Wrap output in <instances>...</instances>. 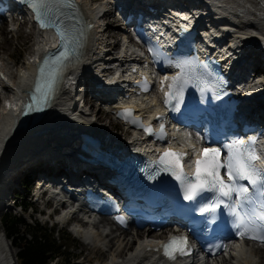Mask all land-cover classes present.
Masks as SVG:
<instances>
[{"label": "bare ground", "instance_id": "obj_1", "mask_svg": "<svg viewBox=\"0 0 264 264\" xmlns=\"http://www.w3.org/2000/svg\"><path fill=\"white\" fill-rule=\"evenodd\" d=\"M81 1L83 11L96 22L94 32L90 35L81 62L64 79L60 95L51 111L39 126L31 130L20 132L15 129L16 119L20 114L23 102L22 94L33 85L36 63L44 51L55 46L57 42L56 38L51 30L40 31L31 26V30H35V48L30 56L21 65H18L15 70H11L12 67L9 66L11 63H6L2 57L4 53L0 52V69L6 76V79L4 78L0 82V89L3 91V97H5L3 104L0 106V210H3L2 202H5V199L10 201L8 199L12 195V190L16 188L17 181L26 175L37 176L38 174H42L43 178L49 179L43 186L49 185L51 180L57 179L59 176L64 177L66 171H69L73 176L76 175L75 168L79 167V163L73 157L68 158L69 155L66 152L71 153L79 148L75 137H77L78 132L81 130H90L89 132L92 134L101 137L103 132L101 128L96 127L95 122L99 119L103 120L105 117L93 105L90 109H87L88 102L86 99L82 102V106L77 103L76 91L78 85L89 84L90 77L103 69V64H110V60L119 66H117V72L106 69L101 71L105 72V75H113L119 71L121 73L128 72L126 66L130 63L129 59L131 58L135 60L136 64L141 63V53L134 52V48H132L133 44L125 39L126 30L118 22L111 19L113 15H110L112 13L109 10L110 3H106L104 0L100 2H95V0ZM121 1L125 4L124 0ZM184 2H190L194 5L200 4L203 7L208 6L209 9L207 10H213L215 18L222 25L218 27L221 32L229 28L231 30L238 28L239 31H236L234 35L228 36L230 42L235 43L238 41L244 45H248L249 48L247 49L249 51H246V56H250L247 59L246 65H251L253 68L252 72H256L258 76L264 75V60L263 56H261L264 49V0H185ZM117 3L119 2L117 1ZM247 11H251L250 15L252 16L255 14L261 15L254 20L245 17L244 21L239 23L237 17L241 13H247ZM109 17L110 19H108ZM105 19L111 21L107 22ZM2 20L4 18H0V30H3L4 27L1 22ZM15 20L9 19L6 21H9L14 28L20 25V28L23 29V26H21L23 23L29 25V21L23 20L21 22V20ZM114 25L118 26V31L110 32L109 30ZM11 33L14 34V32ZM120 36H123L124 40ZM215 36L218 35L211 34V37ZM117 45L119 46L118 50ZM108 49L111 52L108 53L109 55H106L105 60L107 61L101 62L99 58ZM167 72L171 75L170 71ZM245 82L244 78L239 80V84ZM260 87L264 89V81H261L256 89ZM111 91L112 89L107 92ZM112 92L113 94L115 93L114 91ZM104 97L107 98L108 95ZM131 101H136V98L133 97ZM152 103H158L155 91L137 100L135 108L139 109L143 114L147 112L146 110L144 111V108H147ZM259 104H262L259 106V112H263L264 100L259 101ZM96 111L97 113L94 117ZM105 115L108 116L103 121L104 128H108L105 131L106 136L109 137V133L112 142H122V136L113 133L114 121L110 110H107ZM94 128L95 130H93ZM122 135L125 136L126 134L122 132ZM132 140H134V145L138 144L137 149L141 152L157 149V147L148 143L139 135H136ZM166 144L167 146H182L183 149L189 152H192V149L189 147L190 144L195 145L196 148L198 146L196 141L189 140L186 134L182 133H177L175 137L168 138ZM262 148L264 149V139ZM120 152L122 150L118 151V153ZM12 175L17 176L13 181ZM75 177L78 178L77 176ZM41 195L45 196L44 190L41 192ZM56 197L57 195L47 192L46 203L49 204L51 201L57 202L55 201ZM62 209L66 210L67 206H64ZM55 212H57V209ZM69 214L70 212H67V210L66 212L57 214L55 222L62 227L67 223L75 238L88 244L89 249L97 248L99 256H104L106 251L111 255L110 260L98 264H169L162 258H158V251L155 249L158 244L153 239L149 241V237L152 236L150 233L146 235V231L139 230L116 233L115 230H110L103 236L99 231L98 233H94L95 230H98L96 226L89 229L85 227L86 224H83V227L78 224H70L68 222ZM102 220L109 222L106 218ZM77 221L79 222V218H77ZM153 238H162V236L161 234H157ZM258 255H260L262 261H257ZM0 264H18L15 251H13L8 243V239L1 231ZM171 264L185 263L175 261ZM206 264H264V246L257 244L250 247L245 243L244 245L232 248L228 254L222 255L215 263Z\"/></svg>", "mask_w": 264, "mask_h": 264}, {"label": "snow or ice", "instance_id": "obj_2", "mask_svg": "<svg viewBox=\"0 0 264 264\" xmlns=\"http://www.w3.org/2000/svg\"><path fill=\"white\" fill-rule=\"evenodd\" d=\"M23 2L31 7L38 27L41 30H53L60 41L59 49L45 55L40 63L35 89L27 94L31 99L24 106V114L27 115L32 111H42L50 103V98L58 92L57 84L64 70L75 67L80 62L79 50L83 46L84 31L80 26L82 9L77 0ZM87 27L90 28L91 25ZM149 50L152 51L151 48ZM182 63H177L176 67H182ZM185 83L181 77H173L169 87L174 91L165 93V104L170 105L174 111L179 108L180 93ZM123 118L126 122L143 128L149 135H155L154 130L151 127L145 128L143 121L135 117L131 109L124 110ZM160 129L158 138L166 137L162 123ZM256 143L255 138L248 143L243 139H235L224 144L223 151L220 147L212 146L197 149L190 144L194 160L188 163L195 165L194 177L188 176L184 170L188 154L175 151L169 146L154 165V174L166 173L174 178L183 193V199L191 202L189 210L205 217L209 224L215 223L221 211L226 210L231 227L239 239L258 240L264 244V168L258 167L264 154L257 151ZM213 247L227 251L226 244ZM188 249L187 237L173 236L163 245L164 255L171 260L176 259V254L190 255Z\"/></svg>", "mask_w": 264, "mask_h": 264}, {"label": "rangeland", "instance_id": "obj_3", "mask_svg": "<svg viewBox=\"0 0 264 264\" xmlns=\"http://www.w3.org/2000/svg\"><path fill=\"white\" fill-rule=\"evenodd\" d=\"M101 0H95V2H100ZM251 11H247V13H241L239 15V23H242L244 21V18H250L252 20L259 17L261 14H255L250 15ZM252 13V12H251ZM110 19V17L108 18ZM112 19V18H111ZM106 20V19H105ZM107 22L111 20H106ZM3 24V30H0V52H3L4 55L2 56L5 59V62H10L11 64V70H15L18 65H21L23 61L27 57L30 56V54L33 52V49L35 48V30L32 29L27 23L21 24L23 26V29L20 28V25L16 26L15 28L11 26L9 21L2 20ZM19 27V29H17ZM245 28V27H244ZM14 29L13 31H11ZM246 30V29H242ZM110 32H116L118 31V26L114 25L109 30ZM11 32H14L12 34ZM117 45V50H118ZM9 58L7 59V57ZM259 79L261 81H264V75H260ZM1 90V89H0ZM3 93L0 92V106L4 102ZM103 114V113H101ZM105 117L103 120L105 121L108 117L107 115H104ZM116 128V129H114ZM113 130L118 134L122 135L123 128L119 126L118 124L115 125ZM129 138L126 137V140ZM27 187L31 189V194L34 189V184L32 182L27 183ZM28 188L22 187L21 190L17 193V202L18 204H22L24 202L31 201V196L27 197L30 190H27ZM30 200V201H29ZM9 203V202H7ZM11 203V202H10ZM31 204V203H30ZM32 208H34V212L32 213V209L27 211L25 215L26 219L30 223L29 225L22 224L21 227V234L26 235V237L29 240H33V235L37 234L38 238L42 241L47 238L50 239V241H55L56 245H62V248L60 250V254H57L52 259H50L49 264H98L105 261H108L111 259V255L106 251L104 253V256L98 255L97 248L89 249V245L84 243V241H80L75 238V236L70 232L68 226L62 227L59 224H55L53 219L47 220V217L44 216L45 213H42L40 215V207L41 204H38V209L36 210L34 205H31ZM7 214L10 215H17L20 216L22 213L17 208L7 209ZM5 212V213H6ZM30 217V218H29ZM45 217V218H44ZM31 221V222H30ZM40 225L42 229L45 232V235H43L42 232L35 233L36 229H33L34 227ZM0 231L2 233H5V226L3 223V220L0 217ZM21 236H18V238L15 236V241L20 242L21 239L19 238ZM12 238H8V243L12 247L13 251H15L16 255L18 251L20 250L19 246H16L12 243ZM257 261H262V258L260 255L257 257Z\"/></svg>", "mask_w": 264, "mask_h": 264}, {"label": "trees", "instance_id": "obj_4", "mask_svg": "<svg viewBox=\"0 0 264 264\" xmlns=\"http://www.w3.org/2000/svg\"><path fill=\"white\" fill-rule=\"evenodd\" d=\"M5 232L8 238H12V243L20 247L17 253V261L19 264H49L57 254H60L62 245H56L55 241L45 238L43 241L38 238L37 234L33 235V240H29L26 235L21 234L20 225H29L22 216L5 214L2 217ZM35 233L42 232L45 235L44 230L40 225L34 227ZM15 236L21 239L20 242L15 241Z\"/></svg>", "mask_w": 264, "mask_h": 264}]
</instances>
